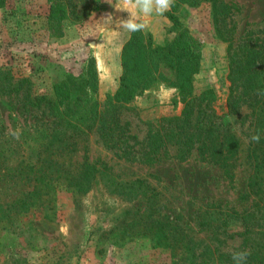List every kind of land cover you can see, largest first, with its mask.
<instances>
[{
  "label": "rangeland",
  "instance_id": "374dc122",
  "mask_svg": "<svg viewBox=\"0 0 264 264\" xmlns=\"http://www.w3.org/2000/svg\"><path fill=\"white\" fill-rule=\"evenodd\" d=\"M219 1L226 12L219 28L227 40L216 31L210 0H179L173 14L198 43L199 69L192 92L210 89L212 110L237 141L229 159L230 175L200 159L194 147L178 158L173 138L145 162L107 148L92 133L76 140L73 151L53 150L50 157L71 172L82 161L94 168L105 164L112 184L95 174L85 192L57 185L50 210L32 207L3 216L0 264H180L182 242L208 241V234L194 221L195 209L209 203L237 212L250 208L254 198L247 187L248 108L240 104L237 112L228 110L226 47L229 40L234 47L246 32L264 38V0ZM109 13L116 20L129 15L116 11L108 0H4L0 6V148L13 159L22 150V155H31L35 132L47 128L50 117L43 108L24 106L19 95L3 94V77H25L33 93L58 98L63 88L82 81L91 66L95 70L91 97L103 101L118 86L120 51L130 34L116 23L105 25L103 18ZM138 19L146 23L142 33H148L154 44L175 36L165 13ZM161 72L169 75L166 68ZM127 105L130 109H122L117 121L141 140L156 120L179 115L182 99L175 86L156 81ZM14 131L18 138L11 134ZM31 187L30 181L8 174L0 164L3 208L14 207ZM227 222L229 233L243 230L236 218ZM256 231L264 243V221ZM162 234L170 247L164 245ZM239 242L230 240L227 249L239 248Z\"/></svg>",
  "mask_w": 264,
  "mask_h": 264
},
{
  "label": "trees",
  "instance_id": "16d2710c",
  "mask_svg": "<svg viewBox=\"0 0 264 264\" xmlns=\"http://www.w3.org/2000/svg\"><path fill=\"white\" fill-rule=\"evenodd\" d=\"M178 1L174 0L170 11L165 12L175 32L170 41L159 45L152 43L148 33L129 34L120 51L118 86L112 94H106L103 101L91 97L95 74L91 66L87 68L82 81L63 88L62 92H58V98L35 94L30 90L27 78H13L5 74V84H1L2 93L19 95L24 106L45 109L50 120L47 128L35 132L31 155H22V150L13 159V155L0 148V164L7 173L32 183L31 190L16 200L14 207L3 208L0 204V219L3 216H16L32 207L50 210L57 185L75 192H85L95 174H100L112 184L105 164L94 168L93 164L82 161L79 169L71 172L50 157L53 150L73 151L76 140L92 133L107 148L120 151L124 157L145 162L151 161L155 153L163 149L165 141L173 138L178 158H185L194 147L200 159L212 162L230 175L229 159L236 152L237 141L220 116L212 110L210 89H203L197 94L192 92L193 75L199 69V48L197 41L173 14ZM3 3L4 0H0V6ZM210 3L216 31L223 40H227L219 28L226 13L225 5L219 0H210ZM226 56L228 110L237 112L240 104L248 108L246 129L250 172L247 187L254 200L248 210L241 212L214 203L195 209L194 221L199 230L208 234V241L182 242L179 246L180 264H233L232 252L242 250L251 253L246 264L264 262V243L260 242V234L256 231L264 221V95L257 94L264 93V38H252L246 32L234 47L229 40ZM161 68H166L169 75H164ZM156 81L177 88L182 109L179 115L160 118L158 123L156 120L146 137L137 140L135 135L127 133L119 125L118 114L122 109H130L127 105L130 99ZM162 120L166 122L164 127ZM257 131L261 134L260 142H251V135ZM135 182L142 181L136 179ZM229 218L239 220L243 230L229 233L226 228ZM161 239L164 245L170 247L166 235L162 234ZM230 240L240 241L239 248L237 246L229 251L227 242Z\"/></svg>",
  "mask_w": 264,
  "mask_h": 264
},
{
  "label": "clouds",
  "instance_id": "9594fccd",
  "mask_svg": "<svg viewBox=\"0 0 264 264\" xmlns=\"http://www.w3.org/2000/svg\"><path fill=\"white\" fill-rule=\"evenodd\" d=\"M108 3L112 4L114 9L118 12H127V19L116 20L113 14L109 13L103 18L105 25L116 23L118 27L123 28L128 33L143 32L147 25L142 20H139L140 15L151 16L153 14L163 15L169 11L174 0H116L115 3L112 0H108ZM258 95H264V93L258 92ZM14 137H19V132L14 131L11 133ZM261 140V134L259 131L255 132L250 137V141L259 143ZM62 232L66 233V230L62 229ZM233 264H246L247 258L251 253L247 250L232 252Z\"/></svg>",
  "mask_w": 264,
  "mask_h": 264
}]
</instances>
